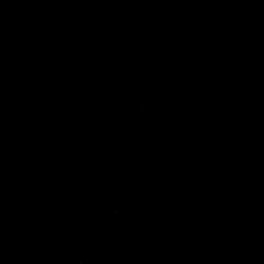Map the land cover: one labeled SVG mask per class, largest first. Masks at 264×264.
<instances>
[{"label":"water","instance_id":"obj_1","mask_svg":"<svg viewBox=\"0 0 264 264\" xmlns=\"http://www.w3.org/2000/svg\"><path fill=\"white\" fill-rule=\"evenodd\" d=\"M0 264H264V0H0Z\"/></svg>","mask_w":264,"mask_h":264}]
</instances>
